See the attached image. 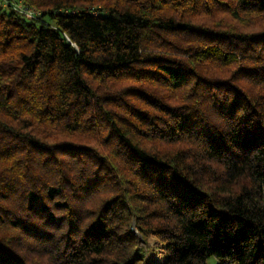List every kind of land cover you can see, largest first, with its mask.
Masks as SVG:
<instances>
[{"label":"trees","instance_id":"1","mask_svg":"<svg viewBox=\"0 0 264 264\" xmlns=\"http://www.w3.org/2000/svg\"><path fill=\"white\" fill-rule=\"evenodd\" d=\"M22 1L0 264H264V0Z\"/></svg>","mask_w":264,"mask_h":264},{"label":"built area","instance_id":"2","mask_svg":"<svg viewBox=\"0 0 264 264\" xmlns=\"http://www.w3.org/2000/svg\"><path fill=\"white\" fill-rule=\"evenodd\" d=\"M0 9L15 11L28 19H36L41 15L40 11L33 9L22 0H0Z\"/></svg>","mask_w":264,"mask_h":264},{"label":"rangeland","instance_id":"3","mask_svg":"<svg viewBox=\"0 0 264 264\" xmlns=\"http://www.w3.org/2000/svg\"><path fill=\"white\" fill-rule=\"evenodd\" d=\"M147 251V258L150 264H162L165 259L164 250L161 248L160 240L158 237L151 235L148 238L147 243H142ZM211 262H213L211 260Z\"/></svg>","mask_w":264,"mask_h":264}]
</instances>
